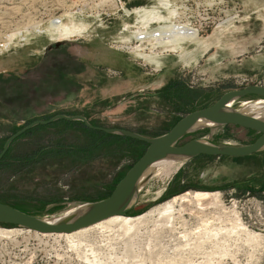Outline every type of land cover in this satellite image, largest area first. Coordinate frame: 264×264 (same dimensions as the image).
I'll list each match as a JSON object with an SVG mask.
<instances>
[{"label": "rangeland", "instance_id": "1", "mask_svg": "<svg viewBox=\"0 0 264 264\" xmlns=\"http://www.w3.org/2000/svg\"><path fill=\"white\" fill-rule=\"evenodd\" d=\"M90 1L99 0H25L23 11L9 12L11 30L15 22H42L38 30L11 34L0 50V152L12 133L55 114L153 136L228 90L264 86V0L82 6ZM61 3L72 4L64 10ZM52 16L60 21L50 23ZM182 25L196 36L164 41ZM257 100L246 96L232 106ZM91 129L60 121L16 137L0 158V202L48 216L106 197L146 144ZM255 135L226 125L184 140L236 145ZM195 191L217 192V200L201 209L192 198L177 200L173 219L161 214L166 201ZM125 216L129 222L70 238L0 224V264H264V149L244 157L198 156L168 181L151 176ZM203 222L216 234L197 240Z\"/></svg>", "mask_w": 264, "mask_h": 264}, {"label": "water", "instance_id": "2", "mask_svg": "<svg viewBox=\"0 0 264 264\" xmlns=\"http://www.w3.org/2000/svg\"><path fill=\"white\" fill-rule=\"evenodd\" d=\"M246 96H257V101H264V86L253 84L228 90L211 105L186 113L169 130L155 136H146L124 128L95 126L79 114L71 116L55 114L45 120L32 121L7 137L0 158L10 143L26 130L60 119L81 121L88 128L139 140L146 143V148L117 181L108 196L83 202L67 211L48 216L32 214L0 202V224L19 226L40 233H70L113 215H126L133 210L139 204L143 187L151 177V169L161 160L186 162L199 155L244 157L263 150L264 114L248 108L249 105L232 106L235 101ZM226 125L253 130L258 136L250 143L236 145L212 143L197 137L184 140L188 135L198 131Z\"/></svg>", "mask_w": 264, "mask_h": 264}, {"label": "bare ground", "instance_id": "3", "mask_svg": "<svg viewBox=\"0 0 264 264\" xmlns=\"http://www.w3.org/2000/svg\"><path fill=\"white\" fill-rule=\"evenodd\" d=\"M25 0H0V31L4 33L8 32L7 37H5V41L6 43L11 42V38L10 35L13 34H17L18 36H21L23 34V32H29L32 30H38L42 19L40 20H36V19H32L29 20L27 23H25L22 26H18L17 22H15V27L13 30L10 29L11 26V18L13 17H9V12L12 11L11 13H14L13 16H16L18 13H20L21 11H23L24 9V4ZM30 3H35V0H30ZM114 0H99L97 2H87L85 4H83L82 6L84 7H89L91 9H95V8H100L104 5L107 4H113ZM72 4V3H71ZM71 4L68 5H64L61 3L63 9L67 10L68 7H70ZM88 5V6H87ZM79 6V5H78ZM172 11V10H171ZM7 18V19H6ZM51 18V19H50ZM49 22L54 24L59 22V18L58 17H49ZM10 31V32H9ZM166 38H164V41H176L177 39H184V38H194L196 36V32L194 29L192 28H188L185 25L182 26H176L173 29L169 30V32H167L166 35H164ZM5 43H2L1 45H4ZM245 105H249L248 108H251L252 110H256L258 111L259 114H264V101H253V102H249ZM244 105V106H245ZM181 161L179 160H161L160 162L156 163L155 166L151 169L152 173L151 176L152 177H158V179L160 181H164V180H169L172 175L177 171V169L179 168V166L181 165ZM187 195V193L185 194ZM185 195H182L180 197L178 196H174L172 199H170L169 201H166L163 205H162V212L161 214H163L167 221H170L171 219H173V211H174V207H173V203L177 200L181 201V203L187 204L189 203L190 199H194L195 204L197 205L198 208H203L206 205H209L211 203H215L217 200V192H207V191H195L192 194H190V197H186ZM183 205V204H182ZM184 206V205H183ZM187 206V205H186ZM116 221H122V222H129L130 221V217H127L125 215H113L110 216L106 219H103L99 222H96L90 226L78 229L76 231L70 232V233H40L37 231H34L35 234H41V235H51V234H55V235H59V236H70L73 237L83 231H86L87 229L93 228V227H98V226H104L105 224H110L112 222H116ZM173 222V221H171ZM200 226H203V230L198 229L196 230V232L194 233L196 236V239H201V237H204L207 234H211L212 236H214L216 234V230L215 228H211V227H207L206 223L203 222V224H201ZM24 229V228H23ZM30 231V229H28ZM9 231V230H6ZM11 231V230H10ZM27 231V230H26ZM184 231V230H183ZM182 237H186L188 235L187 232H182ZM181 236V235H180ZM252 237H254V234H251ZM68 237V238H70Z\"/></svg>", "mask_w": 264, "mask_h": 264}, {"label": "trees", "instance_id": "4", "mask_svg": "<svg viewBox=\"0 0 264 264\" xmlns=\"http://www.w3.org/2000/svg\"><path fill=\"white\" fill-rule=\"evenodd\" d=\"M60 121H63V122H69V123H74V122H77V123H83V122H81V121H67V120H63V119H60V120H57V121H54V122H52V123H49V124H53V123H56V122H60ZM84 124V123H83ZM37 126H42V125H37ZM37 126H35V127H37ZM86 127V126H85ZM34 128V127H33ZM245 129V128H244ZM91 130H94V131H96V132H98L99 134H100V136H102V137H104V138H124V139H128V140H131V141H135V142H141V141H139V140H135V139H132V138H129V137H125V136H118V135H114V134H108V133H105V132H103V131H101V130H96V129H91ZM245 130H247L248 132H250L251 134H256L257 136H258V133H256L255 131H253V130H250V129H245ZM158 135V134H157ZM256 135H255V137H256ZM153 136H155V135H153ZM141 143H144V142H141ZM146 144V143H145ZM8 150V149H7ZM260 152V151H259ZM259 152H257V153H259ZM257 153H255V154H257ZM4 156V155H3ZM199 156H204V157H214V156H208V155H199ZM140 157V156H139ZM138 157V158H139ZM196 157H198V156H196ZM225 157V156H224ZM193 158H195V157H193ZM192 159V158H191ZM190 160V159H189ZM110 194V193H109ZM108 194V195H109ZM107 195V196H108ZM130 212H132V210L131 211H129L128 213H130ZM4 225H9V224H4Z\"/></svg>", "mask_w": 264, "mask_h": 264}, {"label": "built area", "instance_id": "5", "mask_svg": "<svg viewBox=\"0 0 264 264\" xmlns=\"http://www.w3.org/2000/svg\"><path fill=\"white\" fill-rule=\"evenodd\" d=\"M8 33H4L0 31V50H2V48H5L3 45H1L2 43H5L4 45L6 46V41H5V37H7ZM43 236V235H42ZM44 236H47V235H44Z\"/></svg>", "mask_w": 264, "mask_h": 264}]
</instances>
